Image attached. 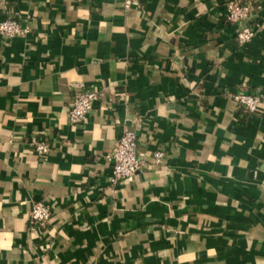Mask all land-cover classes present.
<instances>
[{"label": "crops", "instance_id": "obj_1", "mask_svg": "<svg viewBox=\"0 0 264 264\" xmlns=\"http://www.w3.org/2000/svg\"><path fill=\"white\" fill-rule=\"evenodd\" d=\"M228 1L0 0L27 30L0 36V264H264V102L230 96L264 95V0L245 45ZM80 87L101 97L74 126ZM126 131L141 168L111 184Z\"/></svg>", "mask_w": 264, "mask_h": 264}, {"label": "built area", "instance_id": "obj_2", "mask_svg": "<svg viewBox=\"0 0 264 264\" xmlns=\"http://www.w3.org/2000/svg\"><path fill=\"white\" fill-rule=\"evenodd\" d=\"M251 6L243 0H230L225 4V20L233 25L239 26L236 33V40L240 45L249 43L256 35V30L252 25ZM27 30L22 27L18 16L8 13L0 21V36L6 40L22 37ZM232 100L236 107L244 114H253L257 111L261 102H264V95L259 93L246 94L243 91L232 95ZM101 97V93L96 89H86L80 87L74 92L72 103L67 109V119L70 125L82 124L92 109V105ZM138 139L130 131H126L123 136L116 141L108 159L111 163V173L109 181L116 184L123 179L133 176L140 168L141 161L138 156ZM29 149L39 158L45 157L50 150L48 143L32 139ZM164 158L162 151L153 154V162L159 163ZM50 218V208L43 203H35L28 215V224L32 228L43 227Z\"/></svg>", "mask_w": 264, "mask_h": 264}]
</instances>
